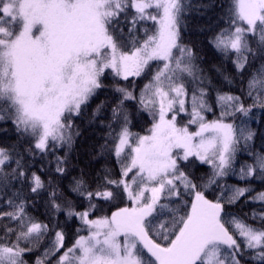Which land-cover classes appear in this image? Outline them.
I'll use <instances>...</instances> for the list:
<instances>
[{
    "label": "snow or ice",
    "instance_id": "1",
    "mask_svg": "<svg viewBox=\"0 0 264 264\" xmlns=\"http://www.w3.org/2000/svg\"><path fill=\"white\" fill-rule=\"evenodd\" d=\"M257 184L264 0H0V264H264Z\"/></svg>",
    "mask_w": 264,
    "mask_h": 264
},
{
    "label": "trees",
    "instance_id": "2",
    "mask_svg": "<svg viewBox=\"0 0 264 264\" xmlns=\"http://www.w3.org/2000/svg\"><path fill=\"white\" fill-rule=\"evenodd\" d=\"M142 84H143V81H141V86H142ZM248 103H251V101H248ZM217 114H218V111H217ZM258 116H259V113H257V117ZM207 118L208 119H214L215 117L212 114H207ZM147 126H148L147 123L141 122L140 124H138V126L136 128L133 129V131H142V129L146 128ZM253 126H255V125H253ZM5 142L10 143L11 141H5ZM257 144H259V141H257ZM246 158H247L246 153L239 154V159L241 162H243ZM237 167H239V165H237ZM228 183H235V180L234 179L229 180ZM256 188H257V191L264 190V189H262L261 186H259V184L256 185ZM40 211L43 212V209L41 208ZM245 211H250V208L246 207Z\"/></svg>",
    "mask_w": 264,
    "mask_h": 264
},
{
    "label": "rangeland",
    "instance_id": "3",
    "mask_svg": "<svg viewBox=\"0 0 264 264\" xmlns=\"http://www.w3.org/2000/svg\"><path fill=\"white\" fill-rule=\"evenodd\" d=\"M186 119V118H185ZM193 131L195 130V128L193 127V129H192Z\"/></svg>",
    "mask_w": 264,
    "mask_h": 264
}]
</instances>
